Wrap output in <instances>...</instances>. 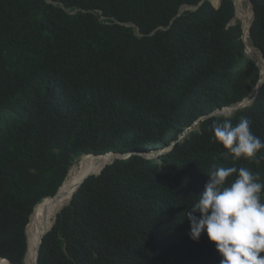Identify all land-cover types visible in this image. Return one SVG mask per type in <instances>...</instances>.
I'll use <instances>...</instances> for the list:
<instances>
[{
  "label": "trees",
  "instance_id": "trees-1",
  "mask_svg": "<svg viewBox=\"0 0 264 264\" xmlns=\"http://www.w3.org/2000/svg\"><path fill=\"white\" fill-rule=\"evenodd\" d=\"M250 1L264 55V0ZM184 5L200 7L180 14ZM234 18L233 0H0L1 258L25 264L33 210L79 156L164 150L247 97L260 70ZM241 116L264 141V83L233 124ZM220 117L156 159L134 154L89 177L39 264H220L206 232L190 238L186 208L214 166L250 168L264 183V149L259 164L235 160L213 138Z\"/></svg>",
  "mask_w": 264,
  "mask_h": 264
},
{
  "label": "clouds",
  "instance_id": "clouds-1",
  "mask_svg": "<svg viewBox=\"0 0 264 264\" xmlns=\"http://www.w3.org/2000/svg\"><path fill=\"white\" fill-rule=\"evenodd\" d=\"M221 2L222 0L220 1V4L218 6H214L212 3L211 4L215 8H219L221 6ZM248 2L251 3L250 0H248ZM200 5L196 7L184 5L181 8L180 14L187 10L195 11L200 7ZM252 10H253V18L249 23L248 26L249 29L248 27H245L242 19L236 15V9H235V18L231 24L234 25L236 24L237 20L240 21L242 24L243 34H244V29L245 28L248 29L247 33H249V35L247 33L246 35L250 40L249 43L251 47L253 48L254 46L250 38L251 36L250 29L254 19V6L252 7ZM243 36H242V40L244 43ZM247 36L245 37L246 39ZM254 48L260 53H262L256 47ZM248 50L249 49L245 46V56L251 59L260 70L259 79H258L259 81L261 78V73L262 72L264 73V55L262 53V63H261L260 59L257 60L256 56H254L253 54L251 55L248 54ZM251 56H254L256 58L259 65L253 60ZM263 83H264V78H263ZM252 104L244 108L250 107ZM223 109H217V110L222 111ZM236 111H234V113ZM233 114L230 112V110L224 109L222 115H215L221 117L214 120L212 125L214 140L219 144H221L225 149H227L229 151V154L235 160H239L243 158L245 160H248L249 162L255 160V162L259 164V158L257 157V154L262 149H264V141H262L258 136H256L253 133L251 128L252 122L246 116H241L238 122L233 124L232 122ZM202 118H200L198 121H200ZM195 123L193 124L192 127H189L192 128L190 132L194 131L199 126V125L195 126ZM183 134L180 135V138L177 141L172 142L171 146H169L168 148L160 151H155L150 154L142 153V152H134V153L109 152L104 155H94V154L81 155L73 161V164L69 170V174L72 168L83 157L86 156L104 157L107 154L119 153L122 155H127L126 159H129L134 154L144 157L141 154L150 156L158 152H164L169 148H171L169 150L171 151L177 142L183 141L184 138L188 135L187 134L183 139H181ZM169 151L162 153L160 155H155L153 158H146V159H156L159 156L168 153ZM126 159H116V160H126ZM116 160L112 161L111 158V162L105 164L103 168L112 165ZM103 168L101 169V171L105 169ZM208 177L209 179L204 186L203 192L199 196H197L196 202L190 208H186L184 212V214H186V218L188 219V221H190V233H189L190 238L193 241L198 242L202 234L206 232L209 240L215 244L217 251L223 257L220 264H264V256L261 255V253H264V202H262L261 199L262 191H264V183L259 182V175L253 173V171L247 167L237 168V167L214 166V170L208 175ZM232 177H235V179L229 182V178ZM56 195L53 197H47L42 202L48 199L55 198ZM42 202H39L35 207L42 204ZM67 205H69V203ZM33 212L35 211L33 210ZM61 212L62 211L60 210L58 213L60 214ZM31 218L32 217H30V220ZM29 224L27 225V227L29 226ZM27 230L28 229L26 228L27 237H28V250H29V234ZM28 250H27V254H28ZM27 254L25 257V264H26ZM0 261L6 262L8 264H12L6 258L0 257ZM38 264H39V259H38Z\"/></svg>",
  "mask_w": 264,
  "mask_h": 264
},
{
  "label": "bare ground",
  "instance_id": "bare-ground-1",
  "mask_svg": "<svg viewBox=\"0 0 264 264\" xmlns=\"http://www.w3.org/2000/svg\"><path fill=\"white\" fill-rule=\"evenodd\" d=\"M245 1H239L238 17L242 18L245 27L249 26L252 20L253 10H245ZM214 5H219L218 0L213 1ZM252 4V3H251ZM253 7V4L251 5ZM242 28V27H241ZM249 35V33H247ZM246 41L248 46V54H253L257 56L256 51L250 45V40ZM111 162V157L100 156H86L81 159L71 170L68 178L65 180L63 185L60 187L55 198L45 200L36 207L35 212L32 216L31 223L28 226L29 234V250L27 254L26 264H35L37 247L39 245L40 237L44 231H46L51 224L57 213L61 210L64 205H67L70 201L71 190L74 188L76 181L85 174L98 172L103 166ZM67 197V198H66ZM0 264H8L6 262L0 261Z\"/></svg>",
  "mask_w": 264,
  "mask_h": 264
},
{
  "label": "water",
  "instance_id": "water-1",
  "mask_svg": "<svg viewBox=\"0 0 264 264\" xmlns=\"http://www.w3.org/2000/svg\"><path fill=\"white\" fill-rule=\"evenodd\" d=\"M234 1V5H235V9H236V15H238V2L240 0H233ZM249 29V27H248ZM248 29H244V36H243V39H244V43H245V46L248 48L247 46V41H246V33H247V30ZM253 58V60L259 65V63L257 62L256 58L254 56H251ZM263 78H264V73L262 72L261 73V78L260 80L258 81L256 87L249 93V95L247 96V98L239 103V104H236V105H232L231 107H228V108H224V109H228L230 110V112L233 114L234 111L238 110V109H242L246 106H249L250 104H252L255 100H256V97L262 87V84H263ZM223 109V110H224ZM222 111L220 110H217L215 111L214 113H212L211 115L207 116V117H204L202 118L200 121L196 122L195 123V126L199 125L201 121L205 120V119H208L209 117L211 116H215V115H222ZM192 130V128H188L185 133L182 135L181 139H183L190 131ZM171 148H169L168 150L164 151V152H158L154 155H150V156H147L145 154H141L143 155L145 158H153L155 155H160L162 153H165L167 151H169ZM107 157H111L112 158V161L116 160V159H126L127 155H122V154H119V153H111V154H107L106 155ZM105 168V167H104ZM103 168V169H104ZM101 169L98 171V172H95V173H88V174H85V175H82L77 181H76V184L74 186V188L71 190L70 194L67 196L70 201H69V204L71 203V201L73 200V197L75 195V193L79 190V188L82 186V184L86 181V179H88L89 177L91 176H94V175H99L101 173ZM66 197V198H67ZM64 207L66 206H63L61 211L64 209ZM59 214V213H58ZM58 214L56 215L53 223L51 224V226L42 233L41 237H40V241H39V245L37 247V252H36V260H35V264H38V259H39V254H40V248H41V244H42V241H43V238L44 236L54 227L56 221H57V217H58Z\"/></svg>",
  "mask_w": 264,
  "mask_h": 264
},
{
  "label": "rangeland",
  "instance_id": "rangeland-1",
  "mask_svg": "<svg viewBox=\"0 0 264 264\" xmlns=\"http://www.w3.org/2000/svg\"><path fill=\"white\" fill-rule=\"evenodd\" d=\"M209 1L214 5V3H213L214 0H209ZM220 1H221V0H218L219 4H220ZM251 5H252V4L249 3L248 0H246V1H245V10H250V11H251V10H252V6H251ZM214 6H218V5H214ZM252 18H253V14H252ZM241 19H242V18H241ZM242 21H243V20H242ZM253 48H254V47H253ZM254 50L257 51L255 48H254ZM256 54H258V55L256 56V57H257V60L260 59V61H261V63H262V53H260L259 51H257ZM79 162H81V160H80ZM35 209H36V207H35ZM35 209H34V211H35ZM33 213H34V212H33ZM32 216H33V214H32ZM32 216H31V217H32ZM31 219H32V218H31ZM30 223H31V220H30ZM27 229H28V227H27Z\"/></svg>",
  "mask_w": 264,
  "mask_h": 264
}]
</instances>
